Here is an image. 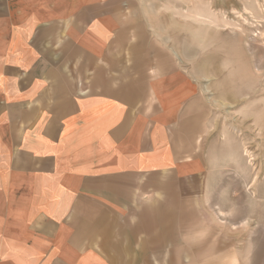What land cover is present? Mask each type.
<instances>
[{
    "label": "crops",
    "instance_id": "1",
    "mask_svg": "<svg viewBox=\"0 0 264 264\" xmlns=\"http://www.w3.org/2000/svg\"><path fill=\"white\" fill-rule=\"evenodd\" d=\"M154 3L0 0V264H125L155 179L201 175L205 113Z\"/></svg>",
    "mask_w": 264,
    "mask_h": 264
},
{
    "label": "rangeland",
    "instance_id": "2",
    "mask_svg": "<svg viewBox=\"0 0 264 264\" xmlns=\"http://www.w3.org/2000/svg\"><path fill=\"white\" fill-rule=\"evenodd\" d=\"M204 110L201 175H160L125 264H264V0H154ZM145 197V196H144ZM143 219L140 217V221ZM152 230V229H151Z\"/></svg>",
    "mask_w": 264,
    "mask_h": 264
}]
</instances>
